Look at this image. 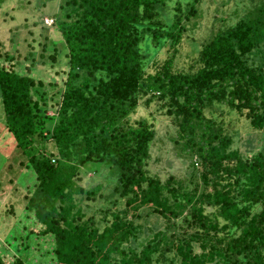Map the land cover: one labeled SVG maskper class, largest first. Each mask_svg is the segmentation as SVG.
I'll return each instance as SVG.
<instances>
[{
	"label": "trees",
	"instance_id": "trees-1",
	"mask_svg": "<svg viewBox=\"0 0 264 264\" xmlns=\"http://www.w3.org/2000/svg\"><path fill=\"white\" fill-rule=\"evenodd\" d=\"M202 1L61 0L62 48L0 50L2 170L25 191L6 238L24 256L0 264H264V0L197 45V69H176ZM37 60L51 62L48 85ZM142 102L173 123L188 178L149 172L158 120L133 121ZM243 133L262 149L244 155ZM103 167L107 185H83ZM150 219L157 230L140 242Z\"/></svg>",
	"mask_w": 264,
	"mask_h": 264
},
{
	"label": "rangeland",
	"instance_id": "rangeland-1",
	"mask_svg": "<svg viewBox=\"0 0 264 264\" xmlns=\"http://www.w3.org/2000/svg\"><path fill=\"white\" fill-rule=\"evenodd\" d=\"M0 2H2L0 4V50L2 52L9 51L10 56H17L19 53L26 56L33 46L39 57L40 53H45L47 56L53 55L54 51L52 49L54 47L58 50L62 48V43L59 41L60 33L54 26L55 18H53L59 12L61 0H0ZM251 6V0H203L199 3L197 7L198 16L193 17L190 22L184 24L187 30L184 40L179 46L175 68L189 70L192 67L197 69L200 65L197 62L199 51L206 39L225 21L227 25L234 24L244 15L246 9L247 12L251 10ZM57 41L58 44L55 45ZM45 45H48L49 51L48 49L46 52L44 51ZM197 45L200 47L199 50ZM56 55L58 56L59 52ZM171 56L172 50L165 47L159 55L160 64ZM57 58L60 60V57ZM49 64L46 66L40 60L35 62L38 78L46 81L47 85L51 79L49 77L51 73ZM59 65L58 68L62 70V67L66 65L65 57H61ZM60 77L59 79H61ZM46 88L48 92L49 87L46 86ZM156 107V103L147 106L142 102L137 112L132 116L133 121L141 117L157 118L158 120L156 125L157 135L151 147L152 158L149 161L148 170L152 175H159L162 179H166L171 175L186 179L190 176L188 172L189 165L186 158L183 159L178 155L179 150L174 142L177 137L176 128L167 117L161 115V113L157 114ZM49 114L53 115V111L50 110ZM3 115L0 106V121L2 122L4 121ZM227 122L229 123L228 119ZM227 129L234 133L237 129L236 123L227 124ZM0 130L2 131L1 128ZM257 136L259 135L243 133L239 137L236 134L238 139L236 146H239L244 155L250 156L262 149V142L258 141ZM2 137L1 134L0 139ZM8 139H11V136H8ZM11 145L12 142H1L0 140V146L6 147V149L0 148V254L9 260L16 253L18 256H24V252L20 254L15 248H13L14 251L10 250L9 252L12 247L6 242V238L10 233V229L22 216L25 207V191L18 188L20 183L15 181L16 175L10 176L2 170L6 164L12 162V157L9 159L12 153H9ZM105 168L107 169V167H103L98 175L92 176V179H84L83 185H87L89 188H95L97 185H107L104 182V177L108 174ZM11 180L15 182H11ZM25 185H27V182ZM103 203L104 201L100 199L96 202L86 201V204L91 205V208H88L89 213L100 216ZM9 210H12V212ZM154 225L152 219H150V222L145 223V234L141 235L140 242H146L153 238L154 231L157 230ZM37 250L36 247L35 251ZM37 254L39 253L37 252Z\"/></svg>",
	"mask_w": 264,
	"mask_h": 264
},
{
	"label": "built area",
	"instance_id": "built-area-1",
	"mask_svg": "<svg viewBox=\"0 0 264 264\" xmlns=\"http://www.w3.org/2000/svg\"><path fill=\"white\" fill-rule=\"evenodd\" d=\"M52 22H53V20H52ZM55 23V22H54Z\"/></svg>",
	"mask_w": 264,
	"mask_h": 264
}]
</instances>
